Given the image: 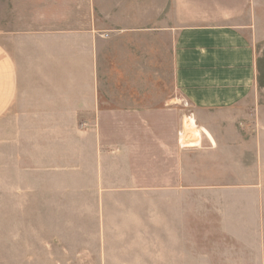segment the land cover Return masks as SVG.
Here are the masks:
<instances>
[{
  "label": "crops",
  "instance_id": "0c3cea01",
  "mask_svg": "<svg viewBox=\"0 0 264 264\" xmlns=\"http://www.w3.org/2000/svg\"><path fill=\"white\" fill-rule=\"evenodd\" d=\"M31 6L0 30V125L40 144L32 194H262L264 0Z\"/></svg>",
  "mask_w": 264,
  "mask_h": 264
},
{
  "label": "rangeland",
  "instance_id": "374dc122",
  "mask_svg": "<svg viewBox=\"0 0 264 264\" xmlns=\"http://www.w3.org/2000/svg\"><path fill=\"white\" fill-rule=\"evenodd\" d=\"M31 10V0H0V30L17 28ZM261 18L264 30V7ZM10 131L0 125V264H264V184L262 194H32V148L40 144L29 127ZM175 218L178 231L165 240Z\"/></svg>",
  "mask_w": 264,
  "mask_h": 264
},
{
  "label": "bare ground",
  "instance_id": "6f19581e",
  "mask_svg": "<svg viewBox=\"0 0 264 264\" xmlns=\"http://www.w3.org/2000/svg\"><path fill=\"white\" fill-rule=\"evenodd\" d=\"M199 129H195L192 125V121L189 118L188 120H186L184 122V132H185V136L183 137L184 140H188V141H196V138L199 136L198 132Z\"/></svg>",
  "mask_w": 264,
  "mask_h": 264
},
{
  "label": "built area",
  "instance_id": "2783aa9c",
  "mask_svg": "<svg viewBox=\"0 0 264 264\" xmlns=\"http://www.w3.org/2000/svg\"><path fill=\"white\" fill-rule=\"evenodd\" d=\"M107 36V34H105Z\"/></svg>",
  "mask_w": 264,
  "mask_h": 264
}]
</instances>
